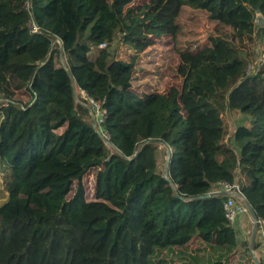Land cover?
<instances>
[{
    "label": "trees",
    "instance_id": "obj_1",
    "mask_svg": "<svg viewBox=\"0 0 264 264\" xmlns=\"http://www.w3.org/2000/svg\"><path fill=\"white\" fill-rule=\"evenodd\" d=\"M135 2L0 0V264H174L194 244L210 250L209 264H229L239 249L254 264L222 198L208 194L237 182L264 220V0ZM184 7L204 11L215 35L231 34L242 48L257 40L261 63L220 84L219 58L201 45L178 52L179 88L139 92L137 55L122 61L118 49L139 54L174 37ZM74 87L102 103L111 148ZM225 111L241 116L232 133ZM258 247L253 241L252 252Z\"/></svg>",
    "mask_w": 264,
    "mask_h": 264
},
{
    "label": "rangeland",
    "instance_id": "obj_2",
    "mask_svg": "<svg viewBox=\"0 0 264 264\" xmlns=\"http://www.w3.org/2000/svg\"><path fill=\"white\" fill-rule=\"evenodd\" d=\"M148 0H136V4L147 2ZM177 28L174 37H166L161 40H157L153 46L146 51L136 54L132 50H128L126 47H120L117 52V58L128 62L130 58L137 55V60L134 66V73L132 76L131 85L139 92H157L166 94L171 87H180L181 78H179L175 72V65L178 62V52L184 50H192L200 47L201 45H210L213 47L216 55L219 58V66L222 68L220 84L227 82V79L235 75L243 65L248 64L246 69L247 73H250L251 67L257 69L258 64L261 63L262 56L260 55V46L257 40L252 43H247L245 48L235 44L231 41V34H225L223 36H217L213 31V23L208 20L207 14L204 11L192 10L190 8H182L179 17L177 19ZM255 27L261 25L260 21L256 19L254 21ZM96 51L93 50L90 57L93 59ZM24 64L19 65L23 68ZM34 71V68L29 66L27 70H23L22 73L29 77ZM16 100L20 103L28 104L30 98L24 92L18 93ZM4 101L0 95V102ZM241 116L236 112L225 111L222 114V119L228 126L230 133L233 132L234 127L239 121ZM230 135L226 137V142L229 143ZM159 153L162 155L163 165L167 161L168 149L165 145L159 146ZM162 165V166H163ZM93 181L94 173L89 174L86 177L87 183V197H93ZM6 175L0 170V205L6 201L7 195L5 192ZM250 213L243 217V228L245 235H242V231H237V241L242 243L246 241L249 244L251 242V234L253 231V225L251 223ZM260 230V229H259ZM258 230L256 237L253 241L260 243L261 233ZM260 238V239H259ZM203 247L194 244L190 247L188 254L189 260H177L174 264H209L212 260L211 252ZM198 250H201L198 252ZM238 250L237 256L229 264H249V258L246 250ZM168 264V261L165 263Z\"/></svg>",
    "mask_w": 264,
    "mask_h": 264
},
{
    "label": "built area",
    "instance_id": "obj_3",
    "mask_svg": "<svg viewBox=\"0 0 264 264\" xmlns=\"http://www.w3.org/2000/svg\"><path fill=\"white\" fill-rule=\"evenodd\" d=\"M254 13L256 16H259L255 11ZM31 32H37V28L34 24L31 26ZM56 43L59 46V50H61L60 43L58 41H56ZM100 47H104V45H100ZM254 70L255 68L251 67L250 71ZM73 96L74 102L77 105L88 110L94 132L98 134L107 148H111L109 144V136L102 126L105 117V110L101 106L102 103L89 98L85 91L76 87L73 88ZM208 195L221 197L225 219L236 231L241 228L240 225L243 217L250 213V207L241 193L238 183L235 182L230 184L225 181L218 182ZM251 218L252 225L257 227V225L260 224L259 220L252 216ZM259 231L261 233V240L259 241V247L255 252H252L250 249L251 260L253 261L252 257H254L258 264H264V230L260 229Z\"/></svg>",
    "mask_w": 264,
    "mask_h": 264
},
{
    "label": "water",
    "instance_id": "obj_4",
    "mask_svg": "<svg viewBox=\"0 0 264 264\" xmlns=\"http://www.w3.org/2000/svg\"><path fill=\"white\" fill-rule=\"evenodd\" d=\"M255 12H256L257 14H259L258 11H255ZM208 196H209V195H208ZM250 214H251V216H252L253 218H255V216H254V214H253V212H252L251 209H250ZM259 223H260V225H261V229L264 230V220L259 219ZM255 234H256V227H254V229H253V231H252V236H251V242H250V244H249V249H251L252 242H253V239H254ZM252 259H253V263H254V264H258V263L256 262V260H255L254 257H252Z\"/></svg>",
    "mask_w": 264,
    "mask_h": 264
},
{
    "label": "crops",
    "instance_id": "obj_5",
    "mask_svg": "<svg viewBox=\"0 0 264 264\" xmlns=\"http://www.w3.org/2000/svg\"><path fill=\"white\" fill-rule=\"evenodd\" d=\"M240 227H241V228H239L237 231H238V232L242 231V235L244 236L246 230H244V228H243V221L241 222ZM253 228H254V227H253ZM240 233H241V232H240ZM251 235H252V234H251ZM255 237H256V236H255ZM260 238H261V237H260ZM260 238H259V239H260Z\"/></svg>",
    "mask_w": 264,
    "mask_h": 264
}]
</instances>
